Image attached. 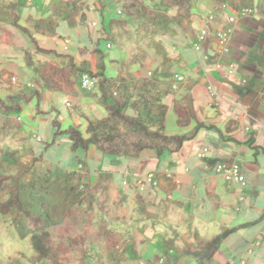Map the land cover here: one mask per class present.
Returning a JSON list of instances; mask_svg holds the SVG:
<instances>
[{
  "label": "crops",
  "instance_id": "crops-1",
  "mask_svg": "<svg viewBox=\"0 0 264 264\" xmlns=\"http://www.w3.org/2000/svg\"><path fill=\"white\" fill-rule=\"evenodd\" d=\"M7 1L11 4L8 6L20 10L24 27L28 26L25 23L31 24L36 35L47 34L51 39L57 40L55 47L51 49L39 46L54 52L53 55H46L53 57L52 63L49 64H63L64 60L59 56H69L74 59L78 67L86 65L90 72L97 74L99 58L102 55L106 62L104 75L115 84L116 88L142 79L155 82L153 94L158 100L155 110L159 105L168 109L164 132L166 135L188 131V129L178 128L174 112L175 105L186 107L192 103L198 119L205 126L215 127L210 131H201L198 137L186 143L178 154H164L157 158L154 152L146 151L139 158L109 157L108 159L106 156L104 160L108 161V166L105 170H103V164L99 167L100 164L96 163L101 156L95 147H90L87 152L81 151V157H74L77 152L71 153L73 158L68 179L76 178L77 182L74 186L79 182L81 185H91L97 190L98 195L102 191L99 186L103 183L107 187V202L103 211L95 206L93 211L83 212L85 219L92 220L96 217L99 221L89 225L85 222L86 220H83L82 228H80L100 248V255L92 256L93 244L87 239L89 254L91 253V257L94 258L91 263L85 262L87 259H83L81 253L74 250L60 255V263L137 264L139 257L142 259L143 256L149 260L147 264H179L184 257L175 263L174 259L170 258L172 251L168 248L182 250L199 241L211 240L227 230L247 225L226 237L217 246L215 262L228 264L230 260L240 259L245 261V264H264V219L261 220L264 216V16L255 12L258 0L249 2L253 14L237 18L227 53L222 51L216 31L228 25L229 14L226 11L217 13L216 2L213 0H194V16L181 20L183 32L173 25H166L179 31L177 39L174 38L171 42L172 50L170 51L167 47L163 52L165 57H160L176 64L175 69L170 72L164 71L161 67V64L165 62L163 59L161 63H157L153 57L142 61L135 60L128 62L126 66L123 64L112 66V63L116 61L108 59V51L117 46L113 33L115 32L119 37L120 34L124 35L123 31H125L126 35V32L134 27L127 25L126 22H134L124 15H119L124 16L127 21L111 22L110 29H105L106 8L114 6L118 15V10L124 7L123 3L130 0H101L102 2L82 0L81 12L68 20L56 18L53 26L50 25L49 19L53 16L52 8H56L60 0H32L31 3L27 1L26 5L29 8L24 6L20 8L18 0ZM35 1L38 3L37 7L34 6ZM156 1L139 0L138 3H131L130 6L134 9L150 6L152 9L159 10ZM3 6L7 5H2V9ZM200 12H205L206 17L200 15ZM210 15H214L212 21L208 20L212 26V32L203 44L202 51L196 53L192 45L197 40L198 34L205 28L204 22H207L206 18L208 19ZM43 21H47L48 27H53L54 34L51 35L49 29L40 26ZM93 23L97 26H92ZM156 27H151V32ZM37 29L44 30L45 33H41V30L38 32ZM111 29L112 31H109ZM135 32L128 38L132 52L148 45L147 40L144 44L141 35L144 32H138L137 25ZM158 32L160 34V31ZM133 40L142 41V44L137 45ZM107 45L111 47L108 48ZM32 50L41 54L36 51L33 44ZM123 50L120 48V51ZM152 51L156 55L157 52L153 49ZM204 56H208L209 60H204ZM232 63L238 68L236 73L228 76V68ZM216 64H221V70H215ZM9 68L10 71L1 70L0 74V86L6 92L3 97L27 93L32 89L43 94L41 115L37 114L35 104H31L35 106V114L38 117L36 120L39 121L40 116H47V124L51 129L47 130L46 144L52 141L54 133L52 122L55 119L64 129L73 127L85 133L90 122L95 123L107 118L106 111L97 100L98 85L89 92L82 87L80 79L76 86V95L71 97L44 90L41 80L35 73V67H29L33 69L37 77L35 83L33 82L35 76L25 80L22 75L16 73L12 69V62ZM176 76H180L182 81L176 79ZM13 78L17 82H12ZM209 86L216 89V95L211 94ZM48 97L54 98L49 101ZM47 102L49 103L47 109L50 110L48 112L44 108ZM21 114L10 116L12 120L18 122L19 128L7 127L6 119L0 114L2 121L0 129L3 133L24 128L26 134L30 136L23 125ZM35 127L34 125L33 128ZM37 129L39 130V126ZM26 134L6 133L9 138L12 136V139H16L20 144H23L20 139H23ZM43 141V139L41 142L36 140L41 144ZM59 141L56 146L59 145ZM252 142L258 148L257 151L250 148L249 145ZM65 144L70 150L68 140ZM24 145L22 146L27 148L30 144ZM33 148L35 149V145ZM34 149L26 151L27 156L20 155V162L16 160L19 156L18 151H14L17 155L11 161L16 162L15 164L18 162L29 165L37 159L36 164L41 163L48 149L45 150L44 146V149H39L37 153ZM204 149H208L209 152L204 159H198L197 155ZM7 157L9 158L8 155ZM81 159L86 162L85 169L79 163ZM222 163L240 165L247 187L242 188L237 184L228 183L216 175L215 167ZM10 165L13 166L12 163ZM148 174L154 176L156 186H146L145 191L140 192L136 183ZM29 175L31 173L27 176ZM81 208L84 210L85 205ZM107 208L109 211L105 212ZM114 209L115 212H113ZM99 213L104 214L105 218L101 219ZM90 214L93 215L90 216ZM50 224L57 231L59 227L57 223ZM59 238L63 239V236ZM57 241L59 242L58 239ZM61 245L60 247L66 248ZM222 246H225L227 250L223 263L219 260ZM1 247L3 248L4 245L2 244ZM129 248L133 250V255L125 251ZM143 248L147 252H142ZM250 250L252 254L249 255ZM11 258L15 259V256ZM20 259L26 264H32L29 257ZM162 260L163 263H161ZM194 263L196 264L195 260ZM0 264H3L1 259Z\"/></svg>",
  "mask_w": 264,
  "mask_h": 264
},
{
  "label": "trees",
  "instance_id": "trees-1",
  "mask_svg": "<svg viewBox=\"0 0 264 264\" xmlns=\"http://www.w3.org/2000/svg\"><path fill=\"white\" fill-rule=\"evenodd\" d=\"M19 7L25 6L28 0H18ZM82 0H60V4L53 9V16L49 19L51 26L55 24V19L68 20L76 13L81 12ZM102 2L101 0H99ZM216 2V12L226 11L230 16L239 17L242 10L251 9V0H213ZM138 3L139 0H130L123 3V9L118 11L125 17L133 20L138 27V32L150 33L151 27L159 25H173L180 31H184L181 26L182 19H190L194 16V0H157L158 9L150 8V6H141L139 9L131 8V3ZM227 6L226 10H222L223 6ZM10 6H3V10H8ZM14 8V7H13ZM253 10V9H252ZM164 12V13H163ZM256 14L264 16V0H258L255 7ZM11 26L28 36L38 53L49 55L54 52L42 49L31 37L28 29L22 25L20 10L11 11ZM209 19V16H208ZM204 22V29L209 33L212 32V26ZM40 28V27H39ZM38 32L41 29H37ZM50 34L55 31L52 28L48 30ZM41 33H45L41 30ZM57 56L59 54L55 53ZM64 60L60 65H41L35 67V73L41 80L44 90L59 93L66 96L76 95V86L81 79L83 73H88L91 78H98L99 94L97 100L107 113V118L99 122H90L87 130L83 133L81 130L73 127L64 129L58 120L52 122L54 128L53 138L49 144H45V150L57 145L60 138L66 137L70 143V152L78 151L87 152L90 147H95L98 152L107 157L114 158H139L142 153L152 151L157 158L164 154L174 155L182 151L184 145L195 140L201 131L215 129L214 126H205L197 117L193 104L190 103L186 107L175 105L174 112L177 118L176 124L182 130L188 129L181 134L166 135L165 121L168 109L159 105L155 107L158 100L153 94L155 82L152 80L142 79L126 83L121 88H116L115 84L105 77L106 62L105 58L100 55L98 62V72L93 74L88 70L86 65L78 67L72 57L59 56ZM25 63L28 67H34L31 55L26 52ZM124 83V81H122ZM42 92L32 89L27 93H17L7 97H0V114L6 119L7 127L19 128L16 120H12V114H21L23 109L31 103L36 106V112L41 115ZM41 142V140H38ZM255 144L250 143V148L257 151ZM7 155L14 159L17 152L7 151ZM38 160H34L29 165H22L20 171L11 174L0 168V190L5 188L8 182H12L13 186L9 188L10 196L5 201H0V215L8 216L15 213L12 224L18 223L24 219L25 225L30 232V241L35 255L29 259L32 264H38L43 260H47L48 264H61L60 255L66 254L69 250L78 251L83 259H88L89 249L87 239L84 236L77 235L68 240V246L62 248L59 243L47 231L46 226L54 223L51 215L40 213L33 214L25 206L22 199L23 192L27 186L22 184V180L28 174L33 172L35 164ZM80 165L84 167L86 162L79 160ZM17 164H19L17 162ZM85 169V167H84ZM155 179V178H154ZM102 188L98 195L96 189L91 185L79 184L71 187L73 193L72 205L80 208L85 205L84 212L93 211L94 207L100 211L104 210L107 202V187L103 183L99 186ZM33 189V185H32ZM46 213V212H45ZM264 219V216L261 220ZM260 220V221H261ZM253 225V224H252ZM249 226V225H248ZM247 227V225L230 229L219 236L208 240L199 241L185 249H171L170 258L177 263L183 257H192L196 264H219L215 262L218 252V245L229 235L238 230Z\"/></svg>",
  "mask_w": 264,
  "mask_h": 264
},
{
  "label": "rangeland",
  "instance_id": "rangeland-1",
  "mask_svg": "<svg viewBox=\"0 0 264 264\" xmlns=\"http://www.w3.org/2000/svg\"><path fill=\"white\" fill-rule=\"evenodd\" d=\"M85 2H87V0H85ZM2 5L8 6L11 4H9L7 0H0V74L2 73L1 70H4L6 72L10 71L9 64L10 62H12V69L19 75H22L25 80L29 77H34L35 75L33 69L29 68L25 64V53L28 52L31 55L34 67H39L43 64L52 63L53 57L37 54L32 50V44L30 42L29 37L11 26L12 17L8 13V11H15L17 9L10 7L8 10H3L1 7ZM37 5L38 3H36L35 1L34 6L37 7ZM24 7L29 8L26 4ZM116 13L117 12L114 6H108V8H106V12L104 14L106 21L104 25L105 29H110L109 24L111 22L113 23L116 21H127L124 16H119ZM199 14L206 17L205 12H200ZM98 19L99 22H101V19ZM30 21L32 20L30 19ZM126 23L127 25L134 26L132 29H128L129 31L126 32V35L125 31H123L124 35L120 34L119 37L116 36L115 32L113 33L114 35L112 34L113 39H115V42L117 44V46L113 50L108 51L107 53L109 60L116 61L115 63H112V66H114L113 64H118L120 66L123 64L124 66H126L128 62H133L135 60L142 61L143 59L147 60L153 57L157 63H161L162 59L165 61L163 64H161V67L164 69V71L170 72L175 69L176 64L174 65V62L166 60L165 58L161 59L160 57H165V54L163 52L164 49H167V47L170 51L172 50L171 42L174 41V38H176L179 31H177L171 26L160 25L154 28L150 34L142 33L141 35L143 36V42L145 44L147 40L148 45L132 52V48L130 46L131 43L128 42V38H130L131 33H136V24L131 23L129 21H127ZM25 24L28 25L26 27L30 32V35H32V37L40 47L45 49H51L52 47H55V43L57 42V40L51 39L47 34L43 36H38L33 32V26L31 24ZM40 26L44 29L50 28L48 27L47 21L41 22ZM109 31H112V29ZM158 31H160V34ZM133 41L137 45L142 44V41ZM120 48H123L124 50L120 51ZM152 49L157 52L156 55L155 53L153 54ZM36 80L37 77L35 76L33 82L35 83ZM168 91H170L169 88ZM5 95L6 92L0 86V97H3ZM48 98H50L49 101H51L54 97ZM48 104L49 103L47 102L44 107L46 112L50 111L49 109H47L49 107ZM20 116L23 119V125H25L24 127L29 131L30 136L26 134V130L24 128L21 130L6 131L5 133H3V131L0 129V168L2 170H5L6 172L8 171V173L11 174H16L18 171H20L22 168V164H15L16 162L11 161L12 159L10 157H7L6 152L17 150L19 153V156L16 159L17 161H19V158L21 156H27V154H25L26 151L34 149L33 145H35L34 152H39V149H44V145L47 143V130L51 129L49 124H47V116H40L39 121L36 120L38 119V117L35 114L34 104L25 107L24 112ZM1 123L2 121L0 119V126ZM34 125L36 126L35 129L33 128ZM38 126L39 130L37 129ZM6 133L26 134L23 139H20L23 144H20L16 139H12V136L9 138ZM38 135L41 136V140H44L42 144L36 142V140H40V136ZM66 141L67 139L62 138L59 141L58 146H55L53 148L51 147V149H48V151L44 153L43 161L41 163L36 164V168L33 170L31 175L27 176L25 179L22 180V184L27 186V189L22 194V199L25 203L26 208L30 210L33 214L39 215L40 213H43L45 215L48 213L52 216L54 222L57 223L59 227L56 229L57 231H55L54 226L48 224L46 226V229L54 239L59 240V246L62 244L64 245V247H67L68 240L71 237L73 238L77 235L85 236L86 239H88V241L90 240L89 242L93 244L92 256L95 257L96 254L100 255V248L97 247L96 243L91 240L90 236L88 234H85V232L80 228H82L81 222H83V220H86L85 222L87 224H92L93 222L96 223V221H99V219L96 217L92 220L90 218L85 219L83 208H78L75 205L71 204L74 197L70 189L74 186L77 180L75 177L73 179H68L69 175L71 174L70 163L71 159L73 158V154H71L68 145L65 144ZM27 144H30L29 147L27 146V148L22 146H26ZM92 150H94V148H92ZM80 153L81 151L77 152L74 157H81ZM99 156H101V159L96 160V163L100 164L99 167H102L103 164V170H105L108 166V161L104 160L106 156L102 155L101 153H99ZM11 163L13 164V166L10 165ZM26 165L28 164L26 163ZM93 185L95 187V184ZM11 186H13V183L8 182L5 188L0 190V201H5L9 198V188ZM108 211L109 210L107 208L105 212ZM66 212L69 213L66 214ZM113 212H115V209L113 210ZM15 215V213H11L8 216L0 215V259L2 260L3 264H26L25 261L20 258H31L35 255L32 243L30 241V232L28 231L25 225L24 219L20 220L14 225L12 224ZM92 215L93 214H90V216ZM99 215L101 219L105 218L104 214L99 213ZM65 216L67 217L65 218ZM130 227H128V229ZM58 236H63V239L59 238ZM2 244L4 245L3 248L1 247ZM167 245L171 246L170 243H167ZM125 251L129 252L130 255H133V250L131 248L125 249ZM142 252H147V250L143 248ZM226 253V247L222 246L219 252V260L221 263L224 262ZM90 254L88 256V259L85 260V262L87 263H91L92 260H94V258L91 257ZM11 256H15V259L11 258ZM4 259H6L7 261H5ZM41 262V264H48L47 260H43ZM147 262H149V260L142 256V259L139 257V262L137 264H147ZM179 264L195 263L193 258L187 256L180 260Z\"/></svg>",
  "mask_w": 264,
  "mask_h": 264
},
{
  "label": "built area",
  "instance_id": "built-area-1",
  "mask_svg": "<svg viewBox=\"0 0 264 264\" xmlns=\"http://www.w3.org/2000/svg\"><path fill=\"white\" fill-rule=\"evenodd\" d=\"M32 0H28V3H31ZM227 6H223L222 10H226ZM118 14H121L120 11H118ZM253 14L252 9H244L242 10L241 14L239 15L240 17L242 16H247ZM238 17L230 16L228 18V25L225 28H221L216 31V37L219 41V45L222 48V51L224 53H227L229 50V42L234 34V24L236 23ZM214 19V15H210L209 19L212 21ZM92 26H97L96 23H93ZM209 36V32L207 29H203L197 36V40L195 43L192 45V49L194 52L198 53L202 51L203 44L207 41ZM108 48L111 47V45H107ZM204 60H209L208 56H204ZM215 70H221L222 66L221 64H216L214 66ZM238 66L234 63L229 65L228 68V76L233 75L236 73ZM176 79L181 80L182 78L180 76H176ZM12 82H17L15 78L12 79ZM98 81L91 78L88 74H83L81 76V85L83 88H85L87 91L91 92L97 87ZM175 88V86H174ZM209 91L211 92L212 95H216V89L213 88L212 86L208 87ZM20 120V119H19ZM208 149H204L201 153L197 155L198 159H204L208 153ZM215 174L222 177L226 182L231 183V184H237L241 186L242 188L247 187V181L245 176L242 174L241 167L238 164H218L215 167ZM137 187L140 192L145 191L146 186H156V181L154 179V176L152 174H148L144 176V178L139 179L137 181ZM248 254H252L251 250L248 251ZM163 263V260L161 261ZM228 264H245V261L237 259V260H230Z\"/></svg>",
  "mask_w": 264,
  "mask_h": 264
}]
</instances>
